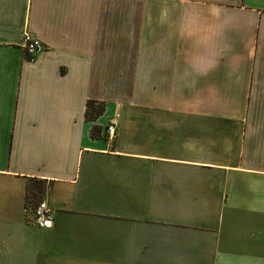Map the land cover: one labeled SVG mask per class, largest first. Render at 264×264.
Listing matches in <instances>:
<instances>
[{"label":"crops","instance_id":"0c3cea01","mask_svg":"<svg viewBox=\"0 0 264 264\" xmlns=\"http://www.w3.org/2000/svg\"><path fill=\"white\" fill-rule=\"evenodd\" d=\"M0 264H264V0H0Z\"/></svg>","mask_w":264,"mask_h":264},{"label":"built area","instance_id":"2783aa9c","mask_svg":"<svg viewBox=\"0 0 264 264\" xmlns=\"http://www.w3.org/2000/svg\"><path fill=\"white\" fill-rule=\"evenodd\" d=\"M23 46L29 58L36 57L44 48V44L30 33H26ZM107 131L110 136L114 134L113 123L108 125ZM31 217L41 227H49L51 225V210L45 199L40 200L33 206Z\"/></svg>","mask_w":264,"mask_h":264},{"label":"trees","instance_id":"16d2710c","mask_svg":"<svg viewBox=\"0 0 264 264\" xmlns=\"http://www.w3.org/2000/svg\"><path fill=\"white\" fill-rule=\"evenodd\" d=\"M88 108L90 109L91 112H88V117L90 119H93L97 115H99L102 111L101 107L99 104H95V102H89Z\"/></svg>","mask_w":264,"mask_h":264},{"label":"rangeland","instance_id":"374dc122","mask_svg":"<svg viewBox=\"0 0 264 264\" xmlns=\"http://www.w3.org/2000/svg\"><path fill=\"white\" fill-rule=\"evenodd\" d=\"M91 112V111H90Z\"/></svg>","mask_w":264,"mask_h":264}]
</instances>
